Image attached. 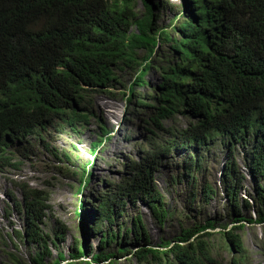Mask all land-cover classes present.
Returning a JSON list of instances; mask_svg holds the SVG:
<instances>
[{
    "label": "trees",
    "instance_id": "1",
    "mask_svg": "<svg viewBox=\"0 0 264 264\" xmlns=\"http://www.w3.org/2000/svg\"><path fill=\"white\" fill-rule=\"evenodd\" d=\"M142 2L140 16L136 0H0V161L9 160L18 143L49 123L86 118L87 112L76 104L87 91H101L96 89L116 79L114 68L121 63L139 65L133 85L124 93L130 100L136 85L148 84L151 67L160 71L158 97L149 105L154 109L149 119L154 130L148 148L127 165L129 176L112 194L101 195L96 228L105 220L114 225L128 202L143 201L163 222L166 210L155 178L162 160L175 150L206 148L217 137L231 144L230 153L237 144L252 143L247 164L264 181V0H184L183 9H176L177 20L163 27L156 20L169 1ZM134 25L137 31H132ZM164 45L172 55L167 54L165 64H153L151 58ZM141 50L147 55L140 61ZM178 116L194 120L178 125ZM166 121L171 123L167 126ZM241 179L234 162L228 163L223 182L237 216L233 231L220 232L222 245L240 253L230 264H261L248 259L241 235L234 232L244 221L253 222L238 208ZM22 189V199L14 197L25 218V231L19 235L38 246L32 261L46 264L49 236L41 225L50 197L40 188L24 184ZM259 191L264 201V184ZM259 215L264 222V209ZM133 222L125 236L132 230L137 242L146 244L136 250L126 245L117 253L104 249L94 260L108 262L133 253L146 264L218 263L210 242L215 232L209 230L216 227L212 221L184 229L177 243L165 249L148 245L141 216ZM122 229L105 232L101 245L120 242ZM84 253L78 247L72 257L78 260ZM60 257L55 264L65 260L63 254Z\"/></svg>",
    "mask_w": 264,
    "mask_h": 264
},
{
    "label": "rangeland",
    "instance_id": "2",
    "mask_svg": "<svg viewBox=\"0 0 264 264\" xmlns=\"http://www.w3.org/2000/svg\"><path fill=\"white\" fill-rule=\"evenodd\" d=\"M168 1L169 7L159 11L156 20L159 27L173 24L180 13L176 9H183L184 0ZM136 6L141 16L145 9L142 0H136ZM132 31H137L136 25ZM167 54L172 55L165 45L161 46L151 58L152 63L165 64ZM146 55L141 50L137 57L141 61ZM138 68L136 63L132 67L123 63L115 67L116 79L107 87L96 89L101 91H87L82 103L76 104L77 109L87 112L86 118L73 123L63 120L49 123L18 143L9 160L0 161V264H35L31 258L38 246L19 235V231H25V218L14 201V197L22 199L24 184L46 190L50 197V209L41 225L49 236L47 248L51 255L45 256L46 264H55L61 259L60 254L65 256L60 264H146L133 253L108 262L94 260V255L104 249L117 253L126 245L136 250L146 244L145 240L138 243L132 230L125 236L138 215L149 235L148 245L159 249L176 244L184 229L214 222L215 229L209 230L215 232L210 239L215 246L214 258L217 264H230L240 253L236 248L230 250L222 245L220 232L233 231L236 224L233 197L223 182V174L232 162L242 177L238 208L247 219H253V222L244 221V227L234 232L241 235L248 259L264 263V222H260L259 215V210L264 209L259 194L264 181L256 178L247 164L252 143L237 144L230 153L231 144L217 137L206 148L194 145L188 152L173 151L162 160L155 176L166 210L163 222L140 201L128 202L114 225L105 220L95 227L101 195L112 194L129 176L127 165L144 154L154 130L149 120L154 109L149 105L155 104L158 97L155 87L162 80L161 74L151 67L146 75L148 84L136 85L130 100L124 93L133 85ZM138 96L144 98V104ZM193 120L178 116L176 123L187 126ZM247 202L250 207L246 206ZM120 226L123 227L120 242L115 240L104 248L101 245L104 233L108 230L116 233ZM78 247L85 253L76 260L72 255Z\"/></svg>",
    "mask_w": 264,
    "mask_h": 264
}]
</instances>
